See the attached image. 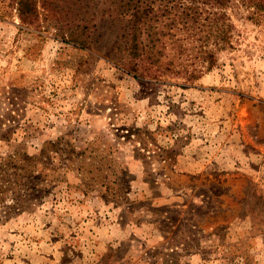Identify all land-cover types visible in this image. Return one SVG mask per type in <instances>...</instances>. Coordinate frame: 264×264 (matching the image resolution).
<instances>
[{"label":"rangeland","instance_id":"rangeland-1","mask_svg":"<svg viewBox=\"0 0 264 264\" xmlns=\"http://www.w3.org/2000/svg\"><path fill=\"white\" fill-rule=\"evenodd\" d=\"M42 1L29 22L0 0V161L57 167L7 184L0 264H264V14L229 7L212 69L153 80L119 65L103 0Z\"/></svg>","mask_w":264,"mask_h":264},{"label":"trees","instance_id":"trees-1","mask_svg":"<svg viewBox=\"0 0 264 264\" xmlns=\"http://www.w3.org/2000/svg\"><path fill=\"white\" fill-rule=\"evenodd\" d=\"M21 19H34L37 0H13ZM48 0L41 2L46 7ZM102 10L108 22H118L120 39L116 40L122 56L119 65L137 78L170 80L198 78L204 70L217 64V51L230 45L235 28L227 9L244 6L247 18L264 14V0H103ZM95 14L88 12L77 18L64 36L81 48L90 45L96 27ZM197 62L199 64H197ZM51 143V142H49ZM24 155V157H20ZM25 153H9L0 161L3 181L0 200L5 199L7 184L20 185L39 170L38 178L46 179L45 169L57 167L37 161ZM45 164H44V163ZM26 163L24 167L21 165ZM43 163V164H42ZM41 164V168L37 166ZM20 172H8V169ZM12 176L9 179V176ZM42 180V179H41ZM43 181V180H42ZM6 184V185H5ZM47 185L45 186L46 189ZM3 188V189H1ZM44 189V190H45ZM13 199L21 200L19 197Z\"/></svg>","mask_w":264,"mask_h":264}]
</instances>
